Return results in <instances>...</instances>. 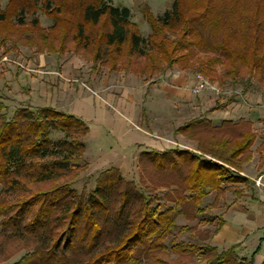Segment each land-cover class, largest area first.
Returning <instances> with one entry per match:
<instances>
[{
  "label": "trees",
  "instance_id": "obj_1",
  "mask_svg": "<svg viewBox=\"0 0 264 264\" xmlns=\"http://www.w3.org/2000/svg\"><path fill=\"white\" fill-rule=\"evenodd\" d=\"M38 11L53 23L42 26ZM144 12L152 28L148 36L129 7L110 0H8L0 9V58L21 47L37 53L73 50L93 67L151 78L174 65L211 73L222 64V84L230 80L249 87L256 78L264 86V0H174L161 16L148 6ZM6 108L0 96V260L24 249L7 264H184L160 254L174 229L191 233L190 226L177 225V214L184 211L176 206L193 204L202 214L212 206L201 205L209 191L248 183L239 171L253 159L257 135L249 119L215 125L210 118H194L177 132L196 141L198 152H142L156 171L180 173L161 183L178 180L183 191L175 205L162 209L115 167L101 171L89 192L72 186L84 169L80 134L89 126L81 118L50 106H20L8 117ZM54 131L64 135L54 138ZM257 151L264 155V141ZM215 220L218 231L223 215L206 221ZM263 240L264 233L250 257L239 255L240 243L220 250L174 239L170 248L200 255V264H254Z\"/></svg>",
  "mask_w": 264,
  "mask_h": 264
},
{
  "label": "rangeland",
  "instance_id": "obj_2",
  "mask_svg": "<svg viewBox=\"0 0 264 264\" xmlns=\"http://www.w3.org/2000/svg\"><path fill=\"white\" fill-rule=\"evenodd\" d=\"M110 1L115 6L129 7L132 12V19L139 25L141 33L144 36H148L152 28L146 18L144 8L148 6L149 10L155 16H161L167 9L172 7L174 0ZM7 2L8 0H0V9L4 8ZM36 16L40 18L42 26H49L53 23V18L45 15L41 11H38ZM2 51L3 49H0V53ZM49 68L59 70L61 74L55 73L53 75H56V79L59 77V79L67 83H79L82 86L85 83H90L91 86H98L99 88L100 86H105L106 88L104 87L100 91L104 96H109L108 92H112L116 96L130 95V99L131 96L135 99L139 94L141 98L144 96L146 98L145 102L136 105L141 113V123L149 127L152 131L157 130V132L165 136H173L174 139L169 143L170 148L197 151L196 141L188 139L181 133V135H184L182 137L177 132L176 127L180 123L188 120L206 117L210 118L215 125H219L226 119L238 122L242 119L250 120L252 118L253 129L257 138L252 146L255 159L251 163V168L254 174L263 168L260 174H264V164L260 165L257 161L259 156L257 154V147L264 141V86L256 78H250L251 85L249 87L230 80L222 84L218 78L219 74L224 70L222 64L215 65L211 73L204 72L197 66L193 68H182L181 66L174 65L165 70V72L172 73L171 84L176 87V85L178 86L186 81L185 85L187 90L186 94H183L184 92L182 93L183 96L181 94L171 95L169 89L167 90L165 88L166 90H164L163 86H156L155 81L151 80L157 79V76L160 74L151 78L147 74L138 75L131 71H113L107 66L93 67L91 61L85 59L73 50H69L64 54L50 53L47 51L37 53L34 50L27 49V47H21L18 52L15 51L6 54L0 61V96L7 104L6 115L8 117H11L14 110L20 106H28L31 108L46 107L43 105L50 102L51 99H54L56 95L59 97L62 86L59 88L58 83L53 85L51 83L53 78H49V76L46 78L42 77L43 70ZM197 73L204 74L212 83L218 84L222 89L221 92L204 89L200 93H194L193 86L196 82ZM165 77L167 78V76ZM48 82L51 83V86ZM163 82H166V80ZM143 84L145 86L142 88ZM138 86L142 88H140V91H138ZM53 87L57 88L54 89ZM100 93L98 94L99 96ZM230 97H233V99L226 106H219L226 103ZM134 99L130 101L131 107L136 103ZM89 131L90 128L87 133L80 134L81 139L86 144V148L81 160V165L84 166V169L72 180V186L78 192H89V190H92L95 187V181L99 173L107 168L115 167L119 169L126 180L134 182V188L137 191L143 192L146 196L150 197L153 206L161 204L162 209H164L168 206L175 205L178 199L182 197L183 191L179 181L172 182V185H161V183L163 184L165 176L168 174L164 173V170L156 171L152 167V163L141 155L142 153L139 156L137 155L132 160V166H129L123 172H121L119 166L120 161L118 162L119 165H110L108 167L99 168L95 167L94 164L92 165L93 149L96 151L99 147H102L108 150L113 147L121 150L122 144L109 129L104 128L100 138L95 139L90 138ZM62 135L64 133L61 131H54L52 133L54 138ZM132 153L134 154V150H132ZM243 173L247 176V173ZM178 175L180 173H173L171 176L168 175L167 179L174 181ZM161 178H163L162 181L160 180ZM248 179L251 181L250 178ZM258 179L261 178L259 177ZM257 183L264 190V182L259 181ZM236 188L242 189L243 193L240 196H237L235 192ZM1 190L2 185H0V192ZM261 195H264V191L255 188L254 183H240L229 185L223 193L209 191L203 198L201 205L205 207L206 205L212 204V206L204 210L202 214L196 213L193 204L176 206L177 209L182 207L184 211L181 214H177V225H188L192 230L191 233H185L180 232L179 228L174 229L165 240L168 249L160 253L161 257L167 261L176 260L184 264H200V255L179 253L172 250L170 248L172 240L176 239L177 241L193 242L201 245L212 244L222 250L228 248L229 245L226 241L222 243L221 238H217L216 240V235L226 219L234 226H239L241 229L246 228V232L248 230L251 231V228L253 230V225L257 224L258 226L263 222L262 224L264 226V210L262 211L260 209L261 211L259 212L258 202H255L259 198L258 196L261 197ZM218 214L223 215L224 223L216 231L219 223L216 220L214 222H208L206 220ZM259 235V231H251L250 237L239 244L237 248L239 255L250 257L251 251L255 249L254 246L258 243ZM23 251H19L20 253L16 252L7 261L0 260V264H7L18 259ZM262 252H264V249ZM254 264L261 263L256 258Z\"/></svg>",
  "mask_w": 264,
  "mask_h": 264
},
{
  "label": "crops",
  "instance_id": "obj_3",
  "mask_svg": "<svg viewBox=\"0 0 264 264\" xmlns=\"http://www.w3.org/2000/svg\"><path fill=\"white\" fill-rule=\"evenodd\" d=\"M2 58L0 59V61ZM61 74V72L57 69H46L43 70L42 77L53 78L52 84L55 85L58 83L59 88L62 86V90L59 93V97L56 95L54 99H51L50 102L44 104L43 106H51L57 110L73 114L78 118H81L86 122L89 126L90 131V138H100L104 128L107 130L109 129L110 132L118 138L120 143L122 144L121 150L115 148H109L108 150L102 147H99L96 151L93 149V156L91 164L95 167H108L110 165H119L118 162L120 161V169L121 172L132 166V160L138 155H140L144 151H155V152H163L170 148L169 143L172 141L173 136H165L164 134L157 132V130H151L149 127L144 126L141 123L140 116L141 113L138 110L139 103L145 102V97L141 98V95H137L136 98L130 95L128 96H115L112 92H108L109 96H104L100 93L105 86H100V88L91 86L90 83L86 84L85 87L80 85L79 83H67L63 81L53 74ZM47 74V75H45ZM49 74V75H48ZM51 74V75H50ZM172 73L164 72V74H160L157 76V79H151L155 81L156 86L159 87L163 86L164 90H168L172 94H186V81L183 84L172 85ZM169 77V79H167ZM55 78V79H54ZM165 78V79H164ZM56 80V82H55ZM166 80V82H163ZM77 81V80H76ZM51 83L48 84L51 86ZM159 83V84H158ZM154 84V85H155ZM145 84L142 85V88ZM54 89L57 87H53ZM106 88V87H105ZM141 86H138V91H140ZM141 88V89H142ZM146 88V87H145ZM166 88V89H165ZM100 89V90H98ZM97 90V91H96ZM109 90V89H107ZM100 93V96L98 95ZM126 94V93H125ZM134 99L136 103L133 104V107L130 105V101ZM139 119V120H138ZM253 121V119H250ZM184 123V122H183ZM183 123H180L176 128L181 126ZM181 135V133H179ZM182 137L184 135H181ZM256 141V140H255ZM262 143V142H261ZM258 145V147L261 145ZM257 147V149H258ZM137 149V150H135ZM134 150V154L132 153ZM258 156V164H264V155L261 156L257 151ZM255 159V154L253 151V159L246 163L243 166V169L239 171L242 175H245L243 172L247 173V178H250L252 184L254 183L255 188L259 189L260 191H264L263 188L257 182H264V174H260L263 171L261 168L256 174L252 171L251 163ZM261 179H258V178ZM255 202H258V209L259 212L264 210V195L261 197L258 196ZM261 209V210H260ZM258 212V211H257ZM263 223V222H262ZM257 226L253 225L252 232L259 231L260 235L259 239L263 236L264 233V226L263 224ZM246 228L241 229L239 226L232 225L228 219H226L225 223L222 225L220 231L216 235L217 238L222 239L223 242H227L230 246L234 243H240L248 239L251 235V231L245 230ZM218 236V237H217ZM258 243L255 248L258 246ZM251 244V243H250ZM264 240L262 241V247L260 251L256 254L255 259H258L259 263H262L264 260ZM255 250V249H254ZM253 250V251H254ZM251 251V253L253 252Z\"/></svg>",
  "mask_w": 264,
  "mask_h": 264
},
{
  "label": "built area",
  "instance_id": "obj_4",
  "mask_svg": "<svg viewBox=\"0 0 264 264\" xmlns=\"http://www.w3.org/2000/svg\"><path fill=\"white\" fill-rule=\"evenodd\" d=\"M204 89H211L215 92H221V88L218 84L212 83L204 74L197 73L196 74V82L193 86L194 93H200Z\"/></svg>",
  "mask_w": 264,
  "mask_h": 264
}]
</instances>
